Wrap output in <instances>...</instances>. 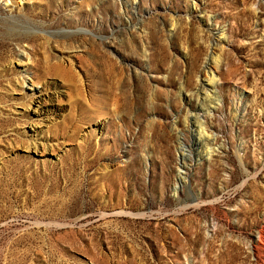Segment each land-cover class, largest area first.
Wrapping results in <instances>:
<instances>
[{
  "label": "rangeland",
  "instance_id": "374dc122",
  "mask_svg": "<svg viewBox=\"0 0 264 264\" xmlns=\"http://www.w3.org/2000/svg\"><path fill=\"white\" fill-rule=\"evenodd\" d=\"M0 264H264V0H0Z\"/></svg>",
  "mask_w": 264,
  "mask_h": 264
},
{
  "label": "water",
  "instance_id": "95a60500",
  "mask_svg": "<svg viewBox=\"0 0 264 264\" xmlns=\"http://www.w3.org/2000/svg\"><path fill=\"white\" fill-rule=\"evenodd\" d=\"M186 146L187 145H183L182 147H186ZM183 150L186 151V148H184ZM178 159H179V165L182 166V161H183V159H187V156L178 153ZM178 183H179V180H178ZM194 200H195V197L189 198V201H194Z\"/></svg>",
  "mask_w": 264,
  "mask_h": 264
},
{
  "label": "bare ground",
  "instance_id": "6f19581e",
  "mask_svg": "<svg viewBox=\"0 0 264 264\" xmlns=\"http://www.w3.org/2000/svg\"><path fill=\"white\" fill-rule=\"evenodd\" d=\"M212 78H214V77H212ZM35 148V147H34Z\"/></svg>",
  "mask_w": 264,
  "mask_h": 264
}]
</instances>
